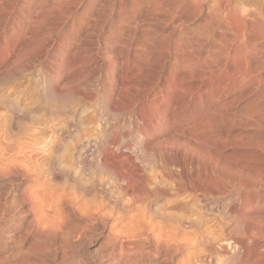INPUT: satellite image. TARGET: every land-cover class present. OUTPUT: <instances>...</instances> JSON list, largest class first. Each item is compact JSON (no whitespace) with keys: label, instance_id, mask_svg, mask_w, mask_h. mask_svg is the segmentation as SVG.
<instances>
[{"label":"rangeland","instance_id":"rangeland-1","mask_svg":"<svg viewBox=\"0 0 264 264\" xmlns=\"http://www.w3.org/2000/svg\"><path fill=\"white\" fill-rule=\"evenodd\" d=\"M256 16L258 24L253 22ZM263 18L264 0H0V263L110 264L105 256L109 249L99 247L104 234L98 228L80 230L68 203L74 201L81 212L75 181L86 175L78 173L80 165L71 157L91 133L102 149L129 156L138 169L157 175L163 184L168 181L161 171L170 170L194 193L188 203L195 194L193 203H202L192 205L202 216L207 213L203 218L211 222L204 220L203 225L208 229L228 227L234 236H253L250 259L235 256L225 264H264ZM240 23L246 25L244 36ZM249 41L254 49L237 60L231 57L234 46L243 48ZM243 66L252 68L254 76L251 70L244 73ZM53 141L56 147L50 146ZM93 164L95 171L88 169L87 174L101 177ZM69 190L76 191L72 197ZM177 199L173 204L178 208L171 204L161 210L178 212ZM246 224L254 229H245ZM63 227L70 235L65 244L59 239ZM145 246L133 247L136 252L127 249L125 259L132 258L131 264H177L175 254ZM199 255L185 264L207 263L205 254ZM214 259L212 263L223 264L224 256Z\"/></svg>","mask_w":264,"mask_h":264},{"label":"bare ground","instance_id":"bare-ground-1","mask_svg":"<svg viewBox=\"0 0 264 264\" xmlns=\"http://www.w3.org/2000/svg\"><path fill=\"white\" fill-rule=\"evenodd\" d=\"M185 1V0H183ZM228 1V0H227ZM180 2V0H179ZM244 2V1H243ZM178 3V2H177ZM183 3V2H181ZM186 3V2H185ZM232 3V1H231ZM246 3V2H245ZM223 4V3H222ZM182 5V4H181ZM229 5L227 4V7ZM168 7V6H167ZM170 7V5H169ZM171 7H172V4H171ZM171 7L169 9H171ZM183 7V6H182ZM184 7H186L184 5ZM190 7V6H189ZM244 6H242L241 8H243ZM176 8V7H175ZM174 8V9H175ZM187 8V7H186ZM220 8V7H219ZM223 8V7H222ZM161 9H165L164 7H162ZM168 9V13L170 12ZM185 9V8H184ZM188 10V9H187ZM185 10V11H187ZM232 10V9H231ZM257 10V9H255ZM162 11V10H160ZM165 11V10H164ZM176 11V10H175ZM174 11V12H175ZM184 11V10H183ZM207 11V10H206ZM224 11V9H223ZM251 11V10H250ZM163 12V11H162ZM167 12V11H166ZM217 12H219V9H217ZM258 12V11H257ZM188 13V12H187ZM210 15L212 14L211 12H209ZM253 14L256 13L255 11L252 12ZM259 13V12H258ZM222 14V13H221ZM220 14V15H221ZM213 15H215V13H213ZM246 15H248L246 13ZM252 15V14H251ZM256 15V14H255ZM254 15V16H255ZM163 16V15H162ZM223 16V15H221ZM237 16V15H236ZM250 16V15H248ZM182 17V16H181ZM212 17V16H211ZM253 17V16H252ZM251 17V18H252ZM257 17V16H256ZM259 17V16H258ZM255 18L253 21V18L251 20V26L253 25V27L255 26L254 23H256V21L259 19V18ZM163 18V17H162ZM214 18V17H213ZM223 18V17H222ZM220 17V19H222ZM247 18V17H246ZM219 19V18H218ZM236 19L235 16L234 18L232 19H229L231 22H234L233 20ZM240 19V18H239ZM245 19V18H244ZM250 19V18H249ZM264 19V18H263ZM163 20V19H162ZM180 20V19H178ZM205 20V19H204ZM246 20V19H245ZM260 20L261 19V16H260ZM168 21V20H167ZM237 21V20H236ZM239 22H241L240 20H238ZM250 21V20H249ZM248 21V23H249ZM252 21L254 23H252ZM259 21V20H258ZM258 21H257V24H258ZM215 22V20H214ZM213 22V23H214ZM221 23V22H219ZM260 24L258 25L261 26V22H259ZM216 24V22L214 23ZM263 24V23H262ZM219 25V24H218ZM237 26V24H236ZM240 26H242V36H244V31L246 29V25L243 24V23H240ZM250 26V27H251ZM257 26V25H256ZM249 28V27H248ZM247 28V29H248ZM252 28V27H251ZM251 28L250 31H251ZM262 27H259L258 29H260ZM263 28H264V24H263ZM239 29V28H238ZM253 30V29H252ZM263 30V29H262ZM238 31H241V27ZM258 31H261V30H258ZM236 33V32H235ZM247 33H248V30H247ZM252 33V32H251ZM261 33V32H260ZM237 34V33H236ZM249 34V33H248ZM246 34V35H248ZM263 32L261 33V35H259V37L263 36L264 37V34ZM241 35V34H240ZM240 35L238 37H240ZM245 35V36H246ZM251 35V34H250ZM249 35V36H250ZM249 36H246L249 38ZM251 37V36H250ZM253 37V35H252ZM251 37V39H252ZM255 38V37H254ZM240 39V40H239ZM241 39L242 38H238V40L241 42ZM247 39V38H246ZM256 39V38H255ZM260 39V38H259ZM254 40V39H253ZM254 42V41H252ZM251 41L247 42L246 44H244V47H240V45H237V46H234V48L232 49V54H231V57H234L236 60H237V56L240 58L242 54V52H249L251 51L253 48V43ZM243 44V43H242ZM5 45V44H4ZM143 45V44H142ZM183 46V45H182ZM242 46V45H241ZM6 47V46H5ZM9 48V47H8ZM187 48V46H186ZM231 49V48H230ZM227 50V49H226ZM225 50V51H226ZM11 50H9L10 52ZM225 51H224V54H225ZM227 55H229L230 51L229 49L227 50ZM1 52V51H0ZM3 52V51H2ZM7 52V49L5 51V54ZM8 52V53H9ZM223 54V55H224ZM226 55V54H225ZM6 56V55H5ZM226 57H229V56H226ZM225 57V58H226ZM245 58V57H244ZM249 59V58H248ZM232 60V59H231ZM235 60V62H236ZM243 61V60H242ZM241 61V62H242ZM244 62V61H243ZM242 62V65H245L244 63ZM247 64L248 61H247ZM250 65V64H249ZM189 66V64H188ZM213 66V65H211ZM239 67L238 65H235V67ZM244 67V73H246L247 68L246 66H243ZM251 67V66H250ZM6 68V67H5ZM242 68V66H241ZM249 68V67H248ZM135 69V68H133ZM223 69V68H221ZM238 70V69H237ZM251 72L253 71L252 68L250 69ZM249 70V71H250ZM225 71V70H224ZM231 71V70H230ZM240 71H242L240 69ZM239 71V73H240ZM248 71V72H249ZM130 72V71H129ZM219 72V71H218ZM254 72V71H253ZM252 72V74H253ZM258 72V70H257ZM229 73L228 71L225 72V75ZM256 73V71H255ZM260 73V72H259ZM230 74V73H229ZM227 74V75H229ZM233 74V73H231ZM257 74V73H256ZM232 76V75H231ZM254 76V74H253ZM256 77V76H255ZM230 78V77H228ZM233 78V77H232ZM231 78V79H232ZM227 80V79H226ZM235 81V80H234ZM144 98V97H143ZM129 105V104H128ZM1 108V107H0ZM64 124V123H63ZM71 124V123H70ZM65 125V124H64ZM72 125V124H71ZM49 126V125H48ZM63 126V125H62ZM61 126V127H62ZM73 126V125H72ZM60 127V128H61ZM66 127V126H65ZM59 128V129H60ZM73 128V127H72ZM77 128V127H76ZM91 128V127H90ZM58 129V130H59ZM68 129V128H67ZM97 129V128H96ZM50 130V129H49ZM56 130V129H55ZM90 130V129H88ZM53 131V130H52ZM75 131V130H74ZM73 131V132H74ZM87 131V130H86ZM91 131V130H90ZM101 131V130H100ZM58 133V132H57ZM66 133V132H65ZM70 133V132H69ZM84 133V132H83ZM90 132H88L87 134H89ZM93 133V132H92ZM91 134V133H90ZM90 134L88 136H86L84 138V140H82V142H80V152L78 154H75L74 156H72L71 158H75L76 161L79 163L80 166H78V168L80 169L78 171V173H83L85 174L86 176H84L83 179L81 178H77V180L75 181L76 183V186L77 188L79 189L80 191V195L81 198H82V205L80 204L81 208H79V210L81 209V212L79 213L77 211V204L76 203H73L74 201H70L68 202L69 203V208L70 210L74 213L75 217H77L78 221L77 222L79 224L76 225L75 222L73 221V223L75 224V226H78L80 228V230H87V229H90L91 227V230L95 228H98L103 234H104V240L103 242H101V246L100 247V251H103V250H108L109 249V254H105L106 256V261L109 262L110 264H126V261L127 259L125 258H128V257H125V254L124 252H127V249L129 250V248L134 249L133 247H140V249L138 250H141L142 246L146 245H150V246H153V247H156L155 250L157 249V247L159 249H162L161 251L162 252H165V253H171V254H175L176 256V259L174 260L177 264H185L186 262H188L189 258L194 254L195 256L196 255H199L201 252H203V254H205V256L207 257V263H205L206 259L204 260V264H215L212 263L214 260H212L213 258H217L218 260V257H222V255L224 256V259H221L223 261V264H225L226 262H228L229 259L235 257V256H240L239 258H242L245 262L246 260L250 259V254L252 253V245L249 243V239H252L253 236L249 235L251 238L248 237V233L247 234H244V236H242L241 234H239L240 236H234L230 233V229L228 227H226L228 230L222 228V229H219V232H216V230L214 229H208V225L205 226L203 224H206L203 223V221L207 218H203L201 212L199 211L198 208L196 207H193L192 204L193 201V197L195 196L196 197V194L192 197V204H189L188 201L190 200L189 199V192L187 190V188L185 187L186 184H184L183 182H181L180 180L176 179L175 175L172 174V172L170 170H163L161 171V178L164 177L165 179H163L164 181H168V183H165L164 184L162 182H159V178L157 177V175L153 174V173H147L145 170L143 169H138L137 168V165L133 164L130 159H129V156L127 157V155H122V154H113V153H110L109 151H107V149H102V147H100L98 144H96L97 140L96 139H93L92 137H90ZM56 135V134H55ZM58 135V134H57ZM69 135V134H67ZM81 136V135H80ZM92 136V135H91ZM94 136V135H93ZM61 137V135H60ZM82 137V136H81ZM53 138V137H52ZM62 138V137H61ZM66 138V137H65ZM79 138V137H78ZM97 138V137H96ZM57 139V137H56ZM21 140V139H20ZM63 140V139H61ZM65 140V139H64ZM68 140V139H67ZM78 140V139H76ZM76 140H73V141H76ZM99 140V139H98ZM104 140V139H103ZM50 141H52L50 139ZM81 141V140H80ZM107 141V140H105ZM2 142V141H1ZM102 142V143H101ZM101 146L105 147L106 143L101 140ZM37 143V142H36ZM51 143V142H49ZM63 143V142H62ZM69 143V142H67ZM74 143V142H73ZM76 143V142H75ZM78 143V142H77ZM108 143V142H107ZM110 144V143H109ZM35 145V144H34ZM47 145V144H45ZM58 145V142L57 141H53L50 146L51 147H56ZM1 146V145H0ZM73 146V144H72ZM75 146V145H74ZM50 147V148H51ZM68 147V146H67ZM70 147V145H69ZM48 147V150L50 149ZM72 148V147H71ZM77 148V146H76ZM46 149V147H45ZM47 150V151H48ZM62 150V149H61ZM68 150V149H67ZM63 151V150H62ZM76 151V150H74ZM113 151V150H112ZM67 152V151H66ZM71 152V151H70ZM69 152V153H70ZM64 153V152H63ZM120 153V152H119ZM31 154V153H30ZM72 154V152H71ZM2 155V154H1ZM50 155V154H49ZM48 155L49 157V162H48V168L49 169H52V160L50 158V156ZM24 156V155H23ZM30 156V155H29ZM71 156V155H70ZM5 157V156H4ZM25 157V156H24ZM27 157V156H26ZM25 157V158H26ZM46 157V156H45ZM138 157V156H137ZM183 157V156H182ZM31 158V157H30ZM64 158V157H63ZM163 158V157H162ZM185 158V157H184ZM21 159V158H20ZM18 159V160H20ZM28 159V158H27ZM48 159V158H46ZM139 159V158H138ZM18 160H16L18 162ZM26 160V159H25ZM64 160V159H63ZM74 160V159H73ZM145 160V159H144ZM143 160V161H144ZM155 160V159H154ZM157 160V159H156ZM183 160V159H182ZM186 160V159H185ZM189 160V159H188ZM7 161V160H6ZM9 161V160H8ZM5 162V163H8ZM16 161H11V162H16ZM93 161L96 162V168L98 169V172L99 174L101 175V177L98 176V178H96L94 175H91V174H87V170H91L92 173L95 171V166L93 164ZM160 161H163L160 160ZM172 161V160H171ZM2 162V163H4ZM29 162V161H27ZM46 162V161H45ZM72 162V161H71ZM186 162V161H185ZM190 162V161H189ZM4 163V164H5ZM34 163V162H33ZM56 163V162H55ZM68 163V162H67ZM140 163H141V160H140ZM182 164H185L186 163H183L181 162ZM19 164V163H17ZM27 164V163H26ZM32 164V163H31ZM30 164V165H31ZM36 164V163H35ZM34 164V165H35ZM39 164V163H38ZM45 164V163H44ZM44 164L40 165V166H43L44 167ZM64 164V163H63ZM73 164V162H72ZM71 164V165H72ZM13 167L14 165L16 164H12ZM28 165V164H27ZM32 164V166H34ZM67 164H65L66 166ZM76 165V164H75ZM146 165V164H145ZM181 165V164H180ZM18 166V165H17ZM37 165H35L36 167ZM46 166V165H45ZM59 166V165H58ZM143 166V165H142ZM183 166V165H182ZM1 167V166H0ZM10 167H12L10 165ZM30 167V166H29ZM42 167V168H43ZM85 167V168H84ZM184 167V166H183ZM182 167V168H183ZM2 168V167H1ZM5 168H7V164L5 166ZM17 168V167H15ZM24 168V166H23ZM28 168V167H27ZM46 168V167H44ZM165 168V167H164ZM9 169V168H8ZM148 169V167H147ZM185 169V168H184ZM1 170V169H0ZM55 170V169H54ZM53 170V171H54ZM5 171V170H4ZM4 171H1L4 172ZM27 171V170H26ZM45 171V170H44ZM49 171L51 170H48V173ZM86 171V173H85ZM151 171V170H149ZM23 172V171H22ZM47 172V171H46ZM47 173V174H48ZM71 174V173H70ZM26 176V175H25ZM30 176V175H28ZM51 176V175H49ZM70 176V175H69ZM24 177V176H23ZM27 177V176H26ZM56 177V176H55ZM62 177V176H61ZM64 177H66V174L64 175ZM77 177H78V174H77ZM29 178V177H28ZM39 178V177H38ZM32 179V178H31ZM66 179V178H65ZM64 179V180H65ZM34 180V179H33ZM52 180V179H51ZM63 180V179H62ZM67 180H72V179H67ZM162 180V181H163ZM215 180V179H214ZM217 180V179H216ZM69 181V182H70ZM74 181V180H73ZM72 181V183H73ZM166 181V182H167ZM183 181V180H182ZM36 182V180H35ZM46 182V181H45ZM68 182V181H67ZM34 183V182H33ZM162 183V184H161ZM47 184V183H46ZM71 184V183H69ZM190 184V183H189ZM192 184V183H191ZM194 184V183H193ZM196 184V183H195ZM218 184V182H217ZM44 185V184H43ZM42 185V186H43ZM49 185V183L47 184ZM200 185V183L198 184ZM203 185V184H201ZM34 186V185H33ZM32 186V187H33ZM70 187L74 186L72 184L69 185ZM188 186V185H187ZM194 185H192L193 187ZM25 187V186H24ZM53 187V186H52ZM194 187H197L194 186ZM202 187H205V186H202ZM207 187V185H206ZM26 188V187H25ZM48 188V187H47ZM75 188V187H74ZM199 188V186H198ZM201 188V187H200ZM213 188V187H212ZM24 189V188H23ZM28 189V188H27ZM35 189V188H34ZM33 189V190H34ZM41 189V188H40ZM40 189H35V191H40ZM67 189H70V188H67ZM205 189V188H204ZM204 189L203 192H204ZM220 189V187H219ZM29 190H30V187H29ZM27 190V191H29ZM49 190V189H48ZM64 190V188H63ZM72 190V188H71ZM74 190V189H73ZM195 189L193 188V191ZM201 191V189H199ZM209 190V188H208ZM46 191V187H45V190ZM52 191V190H51ZM51 191H49L51 193ZM70 191V190H69ZM197 191V190H196ZM24 192H26L24 190ZM22 191V194L25 198V193ZM34 192V191H33ZM56 192H59L56 191ZM62 192V191H60ZM66 193H68L67 191H65ZM72 191H70L71 193ZM74 193L76 191H73ZM72 192V193H73ZM199 192V191H198ZM197 192V193H198ZM53 193V192H52ZM55 193V192H54ZM69 193V194H70ZM72 193H71V197H72ZM79 193V192H78ZM193 192H191V195ZM196 193V192H195ZM200 193V192H199ZM207 193V192H205ZM29 194V192H28ZM40 194V193H39ZM42 194V193H41ZM65 194V193H63ZM203 194V193H202ZM31 195H32V191H31ZM35 195L38 196V194H33L32 196L35 197ZM44 195V194H43ZM66 195V194H65ZM74 195V194H73ZM190 195V196H191ZM41 196V195H40ZM39 196V197H40ZM78 196V194H77ZM200 196V200L203 201V197ZM211 196V195H210ZM29 197V195H28ZM31 197V196H30ZM30 197L28 198V200H31ZM55 197H58V195H55ZM61 197L62 194H61ZM66 197V196H65ZM76 196H74V200L76 199L75 198ZM181 199H177V201L179 200L180 201V210L178 209V212H173V211H162L161 209H165L167 208L168 206L170 207L171 204H175V202H173V198H179ZM27 198V197H26ZM25 198V199H26ZM38 198V197H37ZM41 198V197H40ZM72 198V199H73ZM80 198V197H79ZM78 198V199H79ZM125 198V199H123ZM199 198V197H198ZM206 198V197H204ZM212 198V197H211ZM70 199V198H69ZM23 200V199H22ZM34 200V199H33ZM39 200V198H38ZM42 200V198H41ZM57 200V198H56ZM62 200V199H61ZM60 200V201H61ZM66 200V199H65ZM196 200H197V197H196ZM209 200V199H208ZM214 200V199H213ZM27 201V200H25ZM44 201V200H43ZM81 201V200H80ZM179 201H178V204H179ZM206 201V200H205ZM212 201V200H211ZM28 202V201H27ZM59 202V200H58ZM67 202V200H66ZM199 202V201H198ZM204 202V201H203ZM215 202V201H214ZM26 203V202H25ZM37 203V201H36ZM61 203V202H60ZM80 203V202H79ZM191 203V202H190ZM205 203V202H204ZM210 203V202H208ZM38 204V203H37ZM76 204V205H75ZM172 205V206H175V205ZM177 204V205H178ZM196 205H199L197 204V202L195 203ZM202 204V203H201ZM200 204V205H201ZM32 205V204H31ZM45 205V204H44ZM189 205V206H188ZM29 206V205H28ZM171 206V207H172ZM195 206V205H194ZM208 206H210L208 204ZM213 206V205H212ZM168 207V208H169ZM200 207V206H199ZM206 207V210L205 208H203V210L205 211H209L210 210H207V205L205 206ZM232 207V206H231ZM28 208V207H27ZM31 208V207H30ZM33 208V207H32ZM37 208V207H36ZM167 208V209H168ZM173 208V207H172ZM175 208H178L177 206H175ZM202 207H200L201 209ZM213 208V207H212ZM45 209V208H44ZM174 209V208H173ZM172 209V210H173ZM210 209V208H209ZM231 209V208H230ZM177 210V209H176ZM202 210V209H201ZM215 210V208H214ZM11 211V210H10ZM64 211V210H63ZM68 211V210H67ZM175 211V210H174ZM231 211V210H230ZM38 212V211H37ZM42 212H44L42 210ZM208 212V213H209ZM215 212V211H214ZM41 213V212H40ZM206 213V212H205ZM212 213V212H211ZM38 214V213H37ZM43 214H46V213H43ZM207 214V213H206ZM206 214L204 217H206ZM7 215V214H6ZM40 215V214H39ZM54 215V214H53ZM217 215V214H216ZM33 216V215H32ZM208 216V215H207ZM218 216V215H217ZM37 217V216H36ZM45 217V216H44ZM211 217H213L211 215ZM208 216V219L211 218ZM241 217V216H240ZM245 217V216H244ZM40 218V217H39ZM218 218V217H217ZM217 218H214L215 220ZM113 219H115V222H112ZM241 220L239 221H242L243 219L240 218ZM37 220V218H36ZM40 220V219H39ZM45 220V219H44ZM43 220V222H44ZM59 220V219H58ZM211 219L209 220H205V221H209V223L211 222L210 221ZM219 220V218H218ZM216 220V221H218ZM246 220V219H244ZM243 220V221H244ZM248 220V219H247ZM56 221V220H55ZM63 221V220H62ZM223 221V220H222ZM42 222V221H40ZM61 222V221H59ZM58 222V223H59ZM249 223V221H245L244 223ZM54 223V222H53ZM73 223L71 224L73 226ZM208 223V224H209ZM214 223V222H212ZM216 223V222H215ZM224 223H225V220H224ZM227 223V222H226ZM241 223V222H240ZM41 224V223H40ZM49 224V222L47 223ZM61 224V223H60ZM219 224V223H218ZM229 224V223H228ZM235 224V223H234ZM242 224V223H241ZM44 225V224H43ZM52 225V223H51ZM64 225V224H63ZM62 225V226H63ZM69 225V223H68ZM66 225L65 228L68 226ZM119 225V228L117 230H115L113 227L114 226H117ZM211 225V224H210ZM209 225V226H210ZM213 225V224H212ZM233 225V224H232ZM239 225V224H238ZM249 225V224H248ZM61 226V227H62ZM217 226V225H216ZM228 226V225H227ZM244 226V225H243ZM241 226V227H243ZM247 226V224H246ZM30 227H32V225H30ZM29 227V228H30ZM45 227H47L45 225ZM74 227V226H73ZM212 227V226H210ZM234 227V226H233ZM238 228L240 226H237ZM28 228V227H27ZM26 228V229H27ZM59 228V227H58ZM64 228V227H63ZM63 229V231L65 230L64 233L61 234L60 236V243L61 244H65V242H67V239L70 237V235L68 236L67 233H69L67 231V229ZM76 228V227H75ZM79 228L77 229L79 231ZM244 228V227H243ZM249 227L247 226L245 229H248ZM253 228V227H251ZM249 228V229H251ZM25 229V230H26ZM35 230V228H33ZM41 229V228H40ZM70 230L72 229L71 226L69 228ZM254 229V228H253ZM252 229V230H253ZM75 230V229H73ZM75 230V231H77ZM93 230V232H95ZM249 231L250 232H254V231ZM26 231H29V230H26ZM37 231V230H36ZM51 231V230H50ZM72 231V230H71ZM99 231V232H100ZM218 231V230H217ZM244 231H247V230H244ZM7 232V231H6ZM38 232V231H37ZM57 232V231H56ZM241 233V231H239ZM8 233V232H7ZM31 233V232H30ZM36 233V232H35ZM53 233V232H52ZM71 233V232H70ZM76 233V232H75ZM238 233V232H237ZM243 233V232H242ZM9 234V233H8ZM21 234V233H19ZM24 234V233H23ZM27 234V233H26ZM72 234V233H71ZM80 234V233H79ZM91 234V233H90ZM251 234V233H250ZM223 235H225V237H223ZM26 236V235H25ZM24 236V237H25ZM52 236V235H51ZM72 237L75 236L74 235H71ZM89 236V235H88ZM248 238H247V237ZM14 237V236H13ZM33 237V236H31ZM50 237V236H49ZM53 237V236H52ZM48 237H43V239H46L45 241H47ZM56 238V237H55ZM85 238V237H84ZM89 238V237H88ZM34 239V237H33ZM51 237H50V242L51 243ZM255 239V238H254ZM4 240V239H3ZM30 242H31V239H29ZM37 240V238H36ZM35 240V241H36ZM101 240V241H102ZM253 240V239H252ZM18 241V240H17ZM41 241H44V240H41ZM53 241H56L53 239ZM69 241V239H68ZM100 241V240H99ZM5 242V241H4ZM20 242V241H18ZM21 243V242H20ZM32 243V242H31ZM35 243H40V242H35ZM47 243V242H46ZM56 243V242H55ZM71 243V242H70ZM99 243V242H98ZM252 243V242H251ZM18 244V243H17ZM30 244V243H29ZM58 244H59V240H58ZM256 244V243H255ZM28 246V243L26 244ZM33 245V243L31 244ZM30 245V246H31ZM40 246V244H38ZM42 245V244H41ZM45 245V244H44ZM99 245V244H98ZM53 247V245H50ZM145 246V247H146ZM255 246V245H254ZM32 247V246H31ZM35 247V246H33ZM48 247V246H46ZM67 247V246H66ZM72 247V246H71ZM26 249V247H23ZM38 248V247H37ZM61 248V247H60ZM64 248V247H62ZM28 249V248H27ZM26 249V250H27ZM99 249V248H98ZM150 249V248H149ZM152 249V248H151ZM158 249V250H159ZM255 249V247L253 248ZM10 250V249H9ZM59 250V249H58ZM63 250V249H62ZM60 250V251H62ZM64 250H67L66 248ZM73 250V249H72ZM131 250H129L128 252L130 253ZM138 250H135L138 251ZM154 250V251H155ZM198 250V251H197ZM11 251V250H10ZM20 251V250H19ZM23 251V250H22ZM58 251V252H60ZM69 253H70V250H68ZM99 251V252H100ZM133 251V250H132ZM146 252H148L147 250H144ZM160 251V250H159ZM200 251V252H199ZM8 252V251H7ZM6 252V253H7ZM66 252V251H65ZM98 252V253H99ZM127 252V253H128ZM134 252V251H133ZM143 252V251H141ZM199 252V253H198ZM2 253V252H1ZM14 253V252H13ZM21 253V252H20ZM27 253V252H26ZM64 253V251H63ZM63 253L60 254L61 258L62 256L64 257V255H62ZM107 253V252H106ZM149 253V252H148ZM198 253V254H197ZM72 254V253H71ZM100 254V253H99ZM132 254V253H131ZM141 254V253H140ZM150 254V253H149ZM166 254V255H167ZM2 255H5V253H3ZM17 255V254H16ZM20 255V254H19ZM17 255V256H19ZM22 255V254H21ZM20 255V256H21ZM130 255V254H129ZM147 255V254H146ZM6 256V255H5ZM24 256V254H23ZM66 256V254H65ZM70 256V255H69ZM68 256V257H69ZM201 256V255H199ZM12 257V256H11ZM27 257V256H26ZM67 257V256H66ZM67 257V258H68ZM133 257V256H132ZM165 258H167L166 256H164ZM198 257V256H197ZM203 256H201L202 258ZM256 257V256H255ZM259 257V255H258ZM6 258V257H4ZM3 258V259H4ZM15 258V257H14ZM13 258V259H14ZM17 259L19 257H16ZM65 258V257H64ZM74 258V257H73ZM173 258V256H172ZM193 258L194 260V257H191ZM190 258V260H191ZM12 259V258H11ZM12 259V260H13ZM16 259V260H17ZM66 259V258H65ZM99 259V258H98ZM130 259V258H129ZM129 259L127 262H129ZM132 259V258H131ZM130 259V261H132ZM134 259V258H133ZM169 259V258H168ZM196 259V258H195ZM199 259V258H198ZM197 259V260H198ZM253 259V258H251ZM21 260V259H20ZM135 260V259H134ZM138 260V259H137ZM135 260V261H137ZM167 259H165L166 261ZM193 260H191L190 262H192ZM196 260V261H197ZM7 261V259H6ZM10 261V260H9ZM15 261V259H14ZM134 261V262H135ZM169 261V260H167ZM201 260H199L200 262ZM251 261H254V260H251ZM3 262V261H2ZM11 262V261H10ZM22 262V261H21ZM23 262H24V259H23ZM133 262V261H132ZM172 262V261H171ZM174 262V263H175ZM188 262V263H190ZM194 262V261H193ZM9 263V262H8ZM18 263V262H17ZM36 263V262H35ZM130 263V262H129ZM173 263V262H172ZM187 263V264H188ZM201 263V262H200ZM216 263H218V261H216ZM1 264V263H0ZM4 264V263H2ZM34 264V263H32ZM98 264V263H97ZM131 264V263H130ZM199 264V263H198ZM203 264V263H202ZM220 264V263H219Z\"/></svg>","mask_w":264,"mask_h":264}]
</instances>
